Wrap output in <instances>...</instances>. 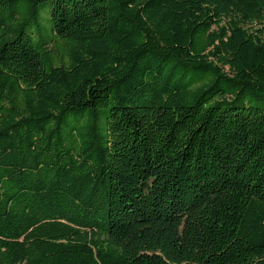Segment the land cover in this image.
Segmentation results:
<instances>
[{
    "label": "trees",
    "instance_id": "trees-1",
    "mask_svg": "<svg viewBox=\"0 0 264 264\" xmlns=\"http://www.w3.org/2000/svg\"><path fill=\"white\" fill-rule=\"evenodd\" d=\"M0 264H264V0H0Z\"/></svg>",
    "mask_w": 264,
    "mask_h": 264
},
{
    "label": "rangeland",
    "instance_id": "rangeland-1",
    "mask_svg": "<svg viewBox=\"0 0 264 264\" xmlns=\"http://www.w3.org/2000/svg\"><path fill=\"white\" fill-rule=\"evenodd\" d=\"M40 33L42 34L43 38L47 41L53 40L49 42V46H53V51L51 53V59L53 61H59L64 62L65 60L68 62V56L66 54V40L54 37L50 31V25L49 23L45 22L44 25L41 27ZM63 56L62 59H60V56ZM45 56V55H44ZM45 62H49L47 59H45Z\"/></svg>",
    "mask_w": 264,
    "mask_h": 264
}]
</instances>
